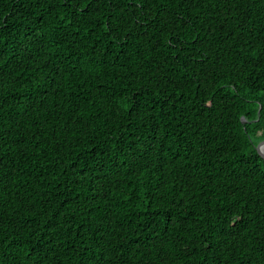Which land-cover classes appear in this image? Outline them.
Listing matches in <instances>:
<instances>
[{"label": "trees", "instance_id": "16d2710c", "mask_svg": "<svg viewBox=\"0 0 264 264\" xmlns=\"http://www.w3.org/2000/svg\"><path fill=\"white\" fill-rule=\"evenodd\" d=\"M262 142L264 0H0V264H264Z\"/></svg>", "mask_w": 264, "mask_h": 264}, {"label": "water", "instance_id": "95a60500", "mask_svg": "<svg viewBox=\"0 0 264 264\" xmlns=\"http://www.w3.org/2000/svg\"><path fill=\"white\" fill-rule=\"evenodd\" d=\"M241 121L242 122H245V120L242 118L241 119ZM264 145V142H262L259 146H258V148H257V152H258V154L260 155V157L264 160V154L262 153V150H261V148H262V146Z\"/></svg>", "mask_w": 264, "mask_h": 264}, {"label": "bare ground", "instance_id": "6f19581e", "mask_svg": "<svg viewBox=\"0 0 264 264\" xmlns=\"http://www.w3.org/2000/svg\"><path fill=\"white\" fill-rule=\"evenodd\" d=\"M261 150H262V153L264 154V145L262 146Z\"/></svg>", "mask_w": 264, "mask_h": 264}]
</instances>
